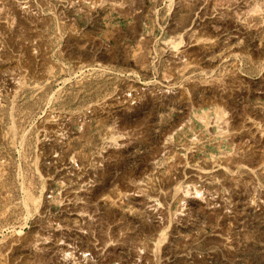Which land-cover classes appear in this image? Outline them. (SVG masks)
<instances>
[{"label": "rangeland", "instance_id": "1", "mask_svg": "<svg viewBox=\"0 0 264 264\" xmlns=\"http://www.w3.org/2000/svg\"><path fill=\"white\" fill-rule=\"evenodd\" d=\"M248 119L264 0H0V264H264Z\"/></svg>", "mask_w": 264, "mask_h": 264}, {"label": "bare ground", "instance_id": "2", "mask_svg": "<svg viewBox=\"0 0 264 264\" xmlns=\"http://www.w3.org/2000/svg\"><path fill=\"white\" fill-rule=\"evenodd\" d=\"M18 6V5H17ZM11 24V23H10ZM191 41V40H190ZM197 41V40H196ZM212 42V41H211ZM197 43V42H196ZM200 43H202V42H200ZM204 45H208L210 42H207V41H205L204 40ZM189 44H191V42L189 43ZM199 44V43H198ZM212 44V43H211ZM213 45V44H212ZM210 46V45H209ZM175 50V52L174 51H172L173 53H175V55H180V54H183L184 52H185V46H180L179 48L177 47L176 49H174ZM184 55V54H183ZM181 56V55H180ZM21 81V80H20ZM228 82V81H227ZM228 83H230V84H233V85H237L236 83H234V82H228ZM237 87H240L239 85H237ZM179 93V92H178ZM181 94V93H180ZM224 94H223V92L221 91V92H219V96L220 97H222ZM219 114V113H218ZM220 114H222L221 112H220ZM224 114H222V116H223ZM221 116V117H222ZM225 117V116H224ZM229 117V116H228ZM63 118V117H62ZM231 118V117H230ZM246 118V117H245ZM244 121V120H243ZM218 122V121H217ZM226 122V121H225ZM215 123H216V121H215ZM244 125H243V127L248 131V133L250 134V136H251V138L252 139H254V140H260V139H262V137H263V133H264V129L262 128V127H259V126H257V124L253 121V120H245L244 122ZM57 124V123H56ZM219 124H220V122H219ZM233 124V123H232ZM232 126V125H231ZM230 126V127H231ZM226 127V126H225ZM222 129V128H221ZM234 130V129H233ZM224 131V130H223ZM227 132V131H226ZM223 133H225V131L223 132ZM230 134V133H229ZM61 136V135H60ZM45 137V136H44ZM235 137V136H234ZM238 138V137H237ZM244 138V137H243ZM240 139V138H239ZM112 142V141H111ZM120 142V141H119ZM249 142V141H248ZM113 143V142H112ZM114 143H117V141H114ZM113 143V144H114ZM167 143V142H166ZM109 149V148H108ZM255 157V154L254 155H252L251 157H250V159L251 158H254ZM252 160V159H251ZM259 164V163H258ZM260 165V164H259ZM243 167V166H242ZM253 167V166H252ZM241 168V167H240ZM255 168V167H254ZM222 169V168H221ZM252 169V168H251ZM262 169V168H261ZM242 170V169H241ZM248 170H250V169H248ZM218 171V170H217ZM227 171V170H226ZM251 171V170H250ZM208 172V171H207ZM207 172H204V173H207ZM228 172V171H227ZM249 172V171H248ZM255 172V171H254ZM202 173V172H201ZM203 173V174H204ZM209 175V174H208ZM227 175H229V173L227 174ZM176 189H178V190H181V188L180 187H178V188H176ZM244 189V188H243ZM185 192H186V194H185V197L186 196H189L190 195V193H189V191L187 190H185ZM45 199L47 200V197H46V193H45ZM152 204H153V202H155L154 200H151L150 201ZM231 207V206H230ZM162 239H163V234H161V236H160V238L157 240V242L155 243V247H159V246H161V244H162ZM71 259V257L70 256H66L65 257V260H66V263L67 264H76L75 263V261H73L72 259ZM72 262V263H71Z\"/></svg>", "mask_w": 264, "mask_h": 264}]
</instances>
